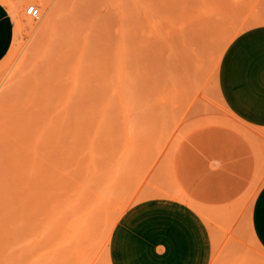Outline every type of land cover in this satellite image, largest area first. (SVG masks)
<instances>
[{"label":"rangeland","instance_id":"374dc122","mask_svg":"<svg viewBox=\"0 0 264 264\" xmlns=\"http://www.w3.org/2000/svg\"><path fill=\"white\" fill-rule=\"evenodd\" d=\"M2 1L0 264H115L119 217L156 198L199 214L210 264H264V129L218 86L243 77L221 54L258 0Z\"/></svg>","mask_w":264,"mask_h":264},{"label":"crops","instance_id":"0c3cea01","mask_svg":"<svg viewBox=\"0 0 264 264\" xmlns=\"http://www.w3.org/2000/svg\"><path fill=\"white\" fill-rule=\"evenodd\" d=\"M248 18L250 25L224 46L221 62L242 78L220 79L227 108L251 126L264 129V0ZM0 0V61L12 43L13 16ZM14 20V19H13ZM253 230L264 246V183L255 196ZM116 229L123 238L115 264H210L212 242L207 225L186 203L149 199L128 208Z\"/></svg>","mask_w":264,"mask_h":264},{"label":"bare ground","instance_id":"6f19581e","mask_svg":"<svg viewBox=\"0 0 264 264\" xmlns=\"http://www.w3.org/2000/svg\"><path fill=\"white\" fill-rule=\"evenodd\" d=\"M68 44H69V43L63 44V45H62L63 49L66 48V47H67V48H70ZM71 44H72V42H71ZM72 45H73V44H72ZM240 170H241V169H240ZM235 172H236V171H235ZM227 173H228V172H227ZM227 173H226V174H227ZM242 173H243V172H242ZM230 174H231V173H230ZM228 175H229V173H228ZM233 175H234V174H233ZM236 175H237V174H236ZM238 175H240V174H238ZM243 175H244V174H243ZM225 176H226V175H225ZM230 176H231V175H230ZM233 177H237V176H233ZM241 177H242V176H241ZM241 177H240V178H241ZM245 177H246V176H245ZM231 178H232V176L230 177V180H232ZM238 178H239V177H238ZM225 179H226V178H225ZM235 179H236V178H234L233 180H235ZM226 180H227V179H226ZM243 180H244V179H243ZM243 180H242V183H243ZM224 181H225V180H224ZM228 181H229V176H228V180H227V182H228ZM237 181H238V180H237ZM239 181H240V180H239ZM225 182H226V181H225ZM225 182H224V184L226 185ZM229 182H230V181H229ZM229 182L227 183V185L229 186V188L231 187L230 189L234 188L235 185L238 186V182H237V184H236V182H235V184H233L234 186L232 185L233 187L230 186L233 182L230 183V184H229ZM222 184H223V183H222ZM240 184H241V183H240ZM240 184H239V185H240ZM220 185H221V184H220ZM242 185H244V184H241V186H242ZM237 186H236V189H237ZM257 187H258V186H257ZM224 188H226V187L224 186ZM242 188L244 189V186H242ZM242 188H240V189H242ZM238 189H239V187H238ZM243 189H242V190H243ZM257 189H258V188H257ZM222 190H223V186H222ZM222 190H221V191H222ZM224 190H225V189H224ZM234 190H235V188H234ZM242 190H241V191H242ZM217 191H218V190H217ZM227 191H228V190H227ZM230 191H231V190H230ZM230 191H228L229 193L227 192L228 194L226 193L227 196H228V195L231 196V195H233V194H234L235 196H237L236 193H238V192L233 193L234 191L232 190L233 192L230 193ZM237 191H238V190H237ZM258 191H259V189H258ZM225 192H226V190L224 191V193H225ZM219 193H221V192H219ZM221 194L223 195V192H222ZM221 194H220V195H221ZM254 194H256L255 191H254ZM234 195H233V196H234ZM238 195H239V194H238ZM224 196H225V194L223 195V197H224ZM227 196H225L224 199H227ZM233 196H231V197L234 198ZM221 197H222V196H221ZM221 197H220V201L222 200ZM231 197H230V198H231ZM228 198H229V197H228ZM232 198H231V199H232ZM237 198H238V197H237ZM237 198H236V201L239 200V199L237 200ZM239 198H240V197H239ZM231 199H230V200H231ZM232 200H233L232 202L234 203V206H235V205H236V204H235L236 201L234 202L235 199H232ZM227 201H229V200H227ZM224 203H225V202H224ZM238 203H239V202H238ZM229 204H231V203L229 202ZM229 204H228V205H229ZM220 205H221V204H220ZM231 205H232V204H231ZM237 205H238V204H237ZM237 205H236V206H237ZM221 207H222V206H221ZM224 210H225V209H224ZM226 210H227V209H226ZM229 210H230V208H229ZM232 210H233V209H232ZM227 211H228V210H227ZM233 211H234V210H233ZM224 214H225V212H224ZM223 216H224V215H223Z\"/></svg>","mask_w":264,"mask_h":264},{"label":"built area","instance_id":"2783aa9c","mask_svg":"<svg viewBox=\"0 0 264 264\" xmlns=\"http://www.w3.org/2000/svg\"><path fill=\"white\" fill-rule=\"evenodd\" d=\"M25 14L30 16L32 19H37L40 16V11L38 6L35 4H28L25 8Z\"/></svg>","mask_w":264,"mask_h":264}]
</instances>
